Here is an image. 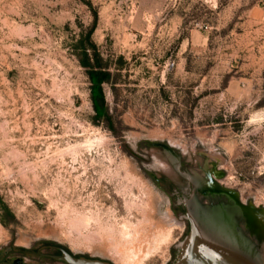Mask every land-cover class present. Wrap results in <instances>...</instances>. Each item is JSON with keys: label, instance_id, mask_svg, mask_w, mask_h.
Returning <instances> with one entry per match:
<instances>
[{"label": "rangeland", "instance_id": "374dc122", "mask_svg": "<svg viewBox=\"0 0 264 264\" xmlns=\"http://www.w3.org/2000/svg\"><path fill=\"white\" fill-rule=\"evenodd\" d=\"M191 242L264 264V0H0V264Z\"/></svg>", "mask_w": 264, "mask_h": 264}, {"label": "trees", "instance_id": "16d2710c", "mask_svg": "<svg viewBox=\"0 0 264 264\" xmlns=\"http://www.w3.org/2000/svg\"><path fill=\"white\" fill-rule=\"evenodd\" d=\"M91 32H89L88 41L90 48H85V61L83 66L87 68V74L91 82L90 92L91 101L97 118H108V111L105 101L103 84L111 79V72L102 63V58L97 52L95 44L90 40Z\"/></svg>", "mask_w": 264, "mask_h": 264}, {"label": "water", "instance_id": "95a60500", "mask_svg": "<svg viewBox=\"0 0 264 264\" xmlns=\"http://www.w3.org/2000/svg\"><path fill=\"white\" fill-rule=\"evenodd\" d=\"M190 248L191 250L189 251V253L184 258H182V260L178 264H252L243 259L238 253H233L225 250L217 251L213 249H209V252H195L194 244L192 242ZM56 258L64 260L68 264H87L89 262L104 264L101 262H96L83 258H75L70 254L56 256Z\"/></svg>", "mask_w": 264, "mask_h": 264}, {"label": "bare ground", "instance_id": "6f19581e", "mask_svg": "<svg viewBox=\"0 0 264 264\" xmlns=\"http://www.w3.org/2000/svg\"><path fill=\"white\" fill-rule=\"evenodd\" d=\"M123 232V231H122ZM125 249V248H124ZM126 252V251H125ZM131 254V253H130ZM130 254H129V257H130ZM134 254V253H133ZM136 254H138V253H136ZM123 255V254H122ZM139 262H141V261H139ZM85 263V262H84ZM87 263V262H86ZM17 264H19V262L17 263ZM87 264H97V263H87ZM138 264V263H137ZM141 264V263H140Z\"/></svg>", "mask_w": 264, "mask_h": 264}, {"label": "flooded vegetation", "instance_id": "af4514ba", "mask_svg": "<svg viewBox=\"0 0 264 264\" xmlns=\"http://www.w3.org/2000/svg\"><path fill=\"white\" fill-rule=\"evenodd\" d=\"M63 255V250H61L60 254H57L56 256H62Z\"/></svg>", "mask_w": 264, "mask_h": 264}]
</instances>
